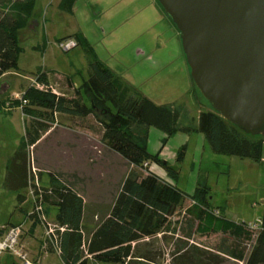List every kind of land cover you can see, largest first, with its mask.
I'll return each mask as SVG.
<instances>
[{
    "label": "rangeland",
    "instance_id": "rangeland-1",
    "mask_svg": "<svg viewBox=\"0 0 264 264\" xmlns=\"http://www.w3.org/2000/svg\"><path fill=\"white\" fill-rule=\"evenodd\" d=\"M31 1L0 2L2 11L25 21L19 31L18 69L0 80V228L22 225L26 233L18 249L22 247L32 261L35 258L31 255L38 256L40 264H63L59 254L41 252L40 228L36 229L35 236L27 233L30 223L21 208L28 211L30 206L26 201L20 204L17 197L31 198L33 189L22 187L12 190L6 184L8 166L19 151L27 153L25 168L28 179L36 178V182L44 186L50 183L49 177L43 173L34 174L33 160L39 166L36 157L43 146L36 150L24 146L26 121L30 123L32 118L24 116L18 103L28 87L44 88L37 85L36 76L45 73L57 93L73 96L74 91L67 79L77 89L89 78L87 50L92 48L99 60L114 71L132 92L159 106L178 110L181 114L179 128H198L201 112L213 111V108L192 80L180 35L175 36L163 23V16L159 14V6L153 4L154 0H73L70 4L66 0H35L33 13L27 17L21 10ZM79 37L84 44L70 51L62 49L61 43L72 40L77 44ZM140 48L145 50L146 56L138 52ZM54 125L87 133L94 143H98L93 150L99 156L103 148L100 144L102 129L93 117L80 120L57 115ZM165 137L162 131L151 129L149 152L154 155L160 152L161 157L179 171L177 185L189 195H193L199 186H208L213 207L204 210L187 198L163 233L135 245L134 256L127 264H176L186 254L199 255L200 252L220 257L224 264H240L231 257L232 250L237 245L249 249L251 241L235 239L230 229L214 233L210 219L254 225L262 218L264 145L262 163L256 165L248 159L215 154L200 133L178 132L163 146ZM185 145V159L178 163L177 155ZM150 168L169 179L158 165L151 164ZM111 169L121 171L124 178L147 175L145 169L125 162H117ZM110 207L107 204L93 209L88 201L85 212L87 239L94 226L107 216ZM203 211L206 213L204 219L201 216ZM0 264H21V260L12 253H5L0 256Z\"/></svg>",
    "mask_w": 264,
    "mask_h": 264
},
{
    "label": "trees",
    "instance_id": "trees-1",
    "mask_svg": "<svg viewBox=\"0 0 264 264\" xmlns=\"http://www.w3.org/2000/svg\"><path fill=\"white\" fill-rule=\"evenodd\" d=\"M12 1L17 0H0L1 3ZM34 1L22 7L21 11L27 17L33 13ZM72 1L66 0L68 4ZM24 22L0 8V80L10 71L18 69L19 31L23 29ZM77 39L75 47L84 44L82 38ZM87 55L89 78L77 89L67 79L74 91L73 96L57 93L45 73L36 76L37 85L44 88L32 85L24 91L18 103L24 116L32 118L30 123L26 121L24 146L35 150L39 148V142L51 130L57 115L80 120L93 117L102 129V149L106 148L125 163L147 171L142 178L126 176L118 186L114 182L113 185H95L107 201L113 199L107 216L101 219L87 239L84 226L86 205L95 189L81 187V190L70 184L63 174L42 170L33 160L38 174L49 177L48 186L33 188L37 200L42 198L43 213L50 216L62 230L59 232L58 246L63 264H127L134 256L135 245L163 233L171 217L178 208L183 207L187 198L204 210L213 207L208 186H199L193 195H189L177 185L179 171L163 159L160 152L155 155L149 152L151 129H158L166 135L163 146L178 132L200 133L215 154L248 159L256 165L262 163L264 137L245 133L214 110L201 112L198 128H179L181 114L178 110L159 106L145 96L132 92L114 71L99 60L92 48H88ZM186 150V145L180 149L178 163L184 161ZM26 160L27 153L19 151L10 162L6 180L9 189L29 188L31 183L34 184L35 179L29 180L27 177ZM151 164L162 168L169 179L152 172ZM81 185L84 183L81 182ZM17 198L20 204L27 200L23 195ZM21 211L32 222L28 234L34 236L39 228L35 215H30V209L25 211L21 208ZM201 216L204 219L206 213L203 211ZM258 221H261L258 232L252 231L250 225L228 219L217 221L211 218L210 225L214 233L230 229L235 239L251 241L249 249L237 245L232 250L234 261L240 264H264V214L255 224ZM5 228H0V239ZM40 241L42 243V239ZM48 252L55 253L52 249ZM212 256L205 252L191 256L186 254L176 264H224L220 257Z\"/></svg>",
    "mask_w": 264,
    "mask_h": 264
},
{
    "label": "water",
    "instance_id": "water-1",
    "mask_svg": "<svg viewBox=\"0 0 264 264\" xmlns=\"http://www.w3.org/2000/svg\"><path fill=\"white\" fill-rule=\"evenodd\" d=\"M213 110L264 137V0H156Z\"/></svg>",
    "mask_w": 264,
    "mask_h": 264
},
{
    "label": "crops",
    "instance_id": "crops-1",
    "mask_svg": "<svg viewBox=\"0 0 264 264\" xmlns=\"http://www.w3.org/2000/svg\"><path fill=\"white\" fill-rule=\"evenodd\" d=\"M153 4H156L157 7L159 6L156 0H154ZM157 9L159 14H162L161 17L163 16V23L178 37L179 33L176 29H173L172 23L166 18L161 7L159 6ZM36 25L38 27V24ZM138 52L146 56L143 48H140ZM47 134V137L43 136L37 146H43L36 157L39 167L42 170H53L63 174L65 177H68L67 181L70 184L81 190L84 187L95 189L94 191L92 190V195L90 196V200H88L94 207L93 209L110 204L113 198L107 201L106 196L102 192H98L95 185H111L112 182L117 186L119 183L121 184L124 174L121 171H114L111 167H115L117 162L122 163L124 161L106 148L101 149L99 156L97 152L95 154L93 147L96 148L98 143H94L93 138L83 131L53 125ZM93 158L95 160L92 162L91 159ZM81 182L84 183L83 186ZM86 225L85 216L84 226ZM95 228L96 226H94ZM31 256H34V258L38 257H35V255Z\"/></svg>",
    "mask_w": 264,
    "mask_h": 264
},
{
    "label": "built area",
    "instance_id": "built-area-1",
    "mask_svg": "<svg viewBox=\"0 0 264 264\" xmlns=\"http://www.w3.org/2000/svg\"><path fill=\"white\" fill-rule=\"evenodd\" d=\"M75 46L76 44L72 40H66L65 42L61 43L62 49L66 51L71 50ZM33 170L34 174H37V170ZM36 180L38 179L35 178L34 184L31 183L30 185L33 189V193L32 197L27 198L26 202L30 205V215H35V221L38 222V226L42 230L41 252H48L50 249H52L55 253L60 254L58 243L59 232L62 230L60 226L54 220L51 219L50 216L48 217L43 213L42 198H39V200H37L33 188V186H41V184L37 183ZM26 220L30 222L29 219ZM258 222V224L250 225L249 228L252 230L257 229L261 224V221ZM30 225H32V222H30ZM28 231L29 227L27 229V233ZM25 233V227H23L22 225L9 226V228L5 230L4 235L0 239V256L5 253H12L21 260V264H40L39 258H35V260L32 261L30 260L29 254L25 250H23L22 247L18 249L20 245V240L22 239L23 235H25Z\"/></svg>",
    "mask_w": 264,
    "mask_h": 264
},
{
    "label": "flooded vegetation",
    "instance_id": "flooded-vegetation-1",
    "mask_svg": "<svg viewBox=\"0 0 264 264\" xmlns=\"http://www.w3.org/2000/svg\"><path fill=\"white\" fill-rule=\"evenodd\" d=\"M13 225V224H12ZM12 225H10V226H12Z\"/></svg>",
    "mask_w": 264,
    "mask_h": 264
}]
</instances>
